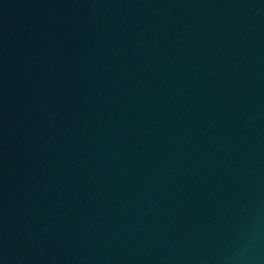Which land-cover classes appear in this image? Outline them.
Here are the masks:
<instances>
[{"label": "water", "instance_id": "95a60500", "mask_svg": "<svg viewBox=\"0 0 264 264\" xmlns=\"http://www.w3.org/2000/svg\"><path fill=\"white\" fill-rule=\"evenodd\" d=\"M0 264H264V0H0Z\"/></svg>", "mask_w": 264, "mask_h": 264}]
</instances>
